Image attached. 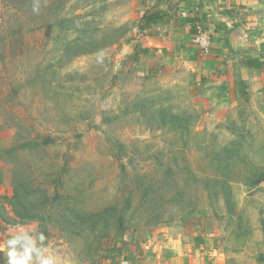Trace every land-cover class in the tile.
Instances as JSON below:
<instances>
[{"label":"rangeland","instance_id":"374dc122","mask_svg":"<svg viewBox=\"0 0 264 264\" xmlns=\"http://www.w3.org/2000/svg\"><path fill=\"white\" fill-rule=\"evenodd\" d=\"M35 3L0 0V241L21 224L72 264H264V87L143 29L227 0Z\"/></svg>","mask_w":264,"mask_h":264},{"label":"crops","instance_id":"0c3cea01","mask_svg":"<svg viewBox=\"0 0 264 264\" xmlns=\"http://www.w3.org/2000/svg\"><path fill=\"white\" fill-rule=\"evenodd\" d=\"M208 8H203L206 11L202 17L191 14L199 18L198 22L182 26L171 21L166 25L185 31L195 41L200 24L207 21L213 25L214 34L210 31L213 34L210 50L199 60L202 68H227V75L220 76L219 80H223L222 84L227 82L229 91L234 90L237 82L264 87V3L261 0H227V14L214 10L213 13ZM198 49L199 45H195L192 54H199Z\"/></svg>","mask_w":264,"mask_h":264},{"label":"clouds","instance_id":"9594fccd","mask_svg":"<svg viewBox=\"0 0 264 264\" xmlns=\"http://www.w3.org/2000/svg\"><path fill=\"white\" fill-rule=\"evenodd\" d=\"M39 12V0L33 7ZM103 60V53L98 55ZM13 234L0 241V253H3V264H72L70 258L54 253L51 243H46V236L34 227L16 224L9 226Z\"/></svg>","mask_w":264,"mask_h":264},{"label":"trees","instance_id":"16d2710c","mask_svg":"<svg viewBox=\"0 0 264 264\" xmlns=\"http://www.w3.org/2000/svg\"><path fill=\"white\" fill-rule=\"evenodd\" d=\"M197 17L194 16H183L180 17L175 14H168L162 11H152L145 14L143 21L145 23L143 29H148L152 27H162L163 25L169 24L171 21L175 23H181L182 26H185L190 23L198 22ZM151 51L149 49H142L141 52L134 54V61H140L141 57H148ZM153 56V55H152Z\"/></svg>","mask_w":264,"mask_h":264},{"label":"built area","instance_id":"2783aa9c","mask_svg":"<svg viewBox=\"0 0 264 264\" xmlns=\"http://www.w3.org/2000/svg\"><path fill=\"white\" fill-rule=\"evenodd\" d=\"M212 33H204L201 30L199 31L195 41L198 45H201L204 49L210 46Z\"/></svg>","mask_w":264,"mask_h":264}]
</instances>
